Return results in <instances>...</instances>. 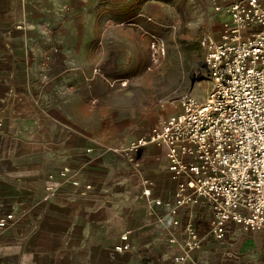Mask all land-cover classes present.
<instances>
[{
    "label": "crops",
    "instance_id": "1",
    "mask_svg": "<svg viewBox=\"0 0 264 264\" xmlns=\"http://www.w3.org/2000/svg\"><path fill=\"white\" fill-rule=\"evenodd\" d=\"M11 29L0 26V217L11 213L15 221L0 233V264H176L177 256L185 264H264L261 234L233 223L222 239L211 233L206 200L174 224L179 180L164 149L147 145L132 162L113 151L127 150L178 106L159 115L118 89L105 93L109 102L99 94L91 107L74 45L45 61L36 39L16 44ZM187 221L200 236L192 252L184 244ZM128 230L130 248L116 250Z\"/></svg>",
    "mask_w": 264,
    "mask_h": 264
},
{
    "label": "built area",
    "instance_id": "2",
    "mask_svg": "<svg viewBox=\"0 0 264 264\" xmlns=\"http://www.w3.org/2000/svg\"><path fill=\"white\" fill-rule=\"evenodd\" d=\"M216 9L225 17L220 37L203 42L210 95L199 99L190 92L180 94L179 111L159 121L127 150L113 151L132 162L147 145L165 150L169 171L179 180L171 207L175 225L181 224V214L189 206L203 199L212 207L211 233L217 239L225 236L231 223L264 239V0H232ZM165 55V43L153 37L149 69ZM142 194L151 196V188ZM14 221L11 213L1 216L0 233ZM183 231L185 250L199 248L194 223H184ZM130 234L128 230L117 239L116 250L130 248ZM173 261L185 264L187 258L177 256Z\"/></svg>",
    "mask_w": 264,
    "mask_h": 264
},
{
    "label": "rangeland",
    "instance_id": "3",
    "mask_svg": "<svg viewBox=\"0 0 264 264\" xmlns=\"http://www.w3.org/2000/svg\"><path fill=\"white\" fill-rule=\"evenodd\" d=\"M44 1L27 0L23 9L22 0H0V26L12 28L16 44L36 39L45 61L62 45H74L73 65L88 76L91 107L99 94L109 102L105 93L122 89L166 116L180 94L210 95L203 42L219 39L225 17L216 8L232 0ZM153 37L163 40L166 55L149 69Z\"/></svg>",
    "mask_w": 264,
    "mask_h": 264
}]
</instances>
